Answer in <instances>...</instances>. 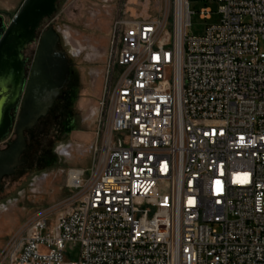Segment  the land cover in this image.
<instances>
[{"label":"built area","instance_id":"1","mask_svg":"<svg viewBox=\"0 0 264 264\" xmlns=\"http://www.w3.org/2000/svg\"><path fill=\"white\" fill-rule=\"evenodd\" d=\"M200 1L220 15L200 37L189 0L172 27L120 23L99 156L0 264H264V0Z\"/></svg>","mask_w":264,"mask_h":264},{"label":"rangeland","instance_id":"2","mask_svg":"<svg viewBox=\"0 0 264 264\" xmlns=\"http://www.w3.org/2000/svg\"><path fill=\"white\" fill-rule=\"evenodd\" d=\"M23 1L0 0V10L9 13L5 17L6 25ZM189 4L192 15L188 35L203 36L207 27L220 22L218 3L189 0ZM203 10L211 11L210 19H202ZM178 11V0H60L55 13L42 21L36 40L24 51L27 70L34 61L39 37L53 28L59 36V47L78 67L74 106L78 117L67 131L65 128L60 130L55 151L51 144L48 149L46 142L38 145L29 154V171L18 177L4 178L0 192V253L9 237L28 220L41 212L49 213L54 220L64 212L77 194L68 186L69 170L89 169L99 156L94 148H101L103 135L99 128L102 130L108 118L100 103L105 89L112 86L117 74L114 63L120 23L133 19L167 18L172 27ZM260 49L264 51V42H261ZM8 139H15L13 129ZM27 142L35 144L28 137ZM75 254L71 252L74 259Z\"/></svg>","mask_w":264,"mask_h":264},{"label":"water","instance_id":"3","mask_svg":"<svg viewBox=\"0 0 264 264\" xmlns=\"http://www.w3.org/2000/svg\"><path fill=\"white\" fill-rule=\"evenodd\" d=\"M58 1L24 0L7 25L0 15V142L12 129L15 132V139L0 151V188L3 177L21 164L19 158L26 149L24 132L46 116L69 76L66 54L57 48L59 36L49 28L39 37L25 83L23 51L36 40L41 22L55 12Z\"/></svg>","mask_w":264,"mask_h":264},{"label":"flooded vegetation","instance_id":"4","mask_svg":"<svg viewBox=\"0 0 264 264\" xmlns=\"http://www.w3.org/2000/svg\"><path fill=\"white\" fill-rule=\"evenodd\" d=\"M0 15L5 20V17L7 15H9V13L5 12L3 10H0ZM48 17H50V16H48ZM48 17H46V18H48ZM57 48H58V50L63 51L59 47V43H58ZM24 51H23V55H24ZM63 52H65V51H63ZM65 54H66V52H65ZM66 57H67V54H66ZM24 60L26 61L25 56H24ZM67 60L69 62V76H68L67 82L65 83V85L63 86V88L59 92L60 98L54 102V104L48 110V113L46 114L45 117L40 119L37 122V124H35V126L32 127V129L26 130L24 132V135L26 138V149L23 151V153L21 154V156L19 158L21 161V164L18 165L14 169L13 174L3 177L2 182H1L0 192H1L2 187H3L4 178H9V177H14V176L18 177L21 175L22 172L30 170V169H28V167H30V162H31V160H30L31 157L29 154L32 153V151L35 150V148L38 147V145H43V144H45L44 142H46L47 143L46 145H48L47 148L49 149L50 148L49 145L51 144V148L54 150V148L56 147V144L58 142L57 136H58V133L60 132V130L62 128L63 129L65 128L67 131L70 127H72L74 125V122L76 121V118L78 117V115L74 111L75 100H76V84H77V79H78L76 75H77L78 67L74 63L70 62L68 57H67ZM32 67H33V63L30 67V70H27V61H26V64H25V83H27V81L29 80ZM12 114H13V116L15 115L14 112H12ZM9 136H10V134L0 142V151L5 150L9 146V144L12 142L8 139ZM27 137H28V140L30 142H35V144H34L35 146L28 144ZM5 143H6V147L2 148Z\"/></svg>","mask_w":264,"mask_h":264},{"label":"bare ground","instance_id":"5","mask_svg":"<svg viewBox=\"0 0 264 264\" xmlns=\"http://www.w3.org/2000/svg\"><path fill=\"white\" fill-rule=\"evenodd\" d=\"M179 1V11H178V14H177V20H178V22H179V24L183 21V18H184V13H185V11H184V1L185 0H178ZM74 174H76V172L74 171V172H72L71 173V175H70V179H71V177L74 175Z\"/></svg>","mask_w":264,"mask_h":264},{"label":"crops","instance_id":"6","mask_svg":"<svg viewBox=\"0 0 264 264\" xmlns=\"http://www.w3.org/2000/svg\"><path fill=\"white\" fill-rule=\"evenodd\" d=\"M11 235V234H10Z\"/></svg>","mask_w":264,"mask_h":264}]
</instances>
